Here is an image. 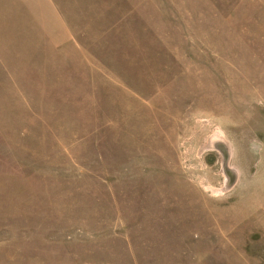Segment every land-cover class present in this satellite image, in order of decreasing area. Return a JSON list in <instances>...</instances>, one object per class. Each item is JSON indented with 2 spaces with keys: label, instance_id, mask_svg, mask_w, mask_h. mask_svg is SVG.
Returning <instances> with one entry per match:
<instances>
[{
  "label": "rangeland",
  "instance_id": "rangeland-1",
  "mask_svg": "<svg viewBox=\"0 0 264 264\" xmlns=\"http://www.w3.org/2000/svg\"><path fill=\"white\" fill-rule=\"evenodd\" d=\"M0 264H264V0H0Z\"/></svg>",
  "mask_w": 264,
  "mask_h": 264
}]
</instances>
